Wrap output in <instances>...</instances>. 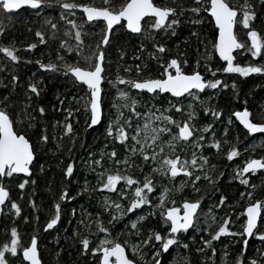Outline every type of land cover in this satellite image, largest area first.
<instances>
[{
    "label": "snow or ice",
    "instance_id": "snow-or-ice-1",
    "mask_svg": "<svg viewBox=\"0 0 264 264\" xmlns=\"http://www.w3.org/2000/svg\"><path fill=\"white\" fill-rule=\"evenodd\" d=\"M261 12L257 11L256 0H243L237 4L234 0H187L183 4H165L157 0H102L97 4L95 0H0V11H3L8 18L15 10H23L25 7L35 10L37 15L45 7L53 4L61 10L59 19L68 26L63 32L62 39L59 40L60 50L73 54L77 59L69 61L64 55L57 51L56 63L49 60L44 62L37 59L35 63L41 69L53 72H61L65 77H71L74 81L85 89V95L74 97L77 103L82 102L86 115V125L91 128L102 120V83L105 81V63L107 47L113 44L112 37L117 32H126L129 35L142 37L138 48L133 56L135 60H141L143 53L147 52L148 59L156 62L160 69L158 74H145L148 68L147 63H134L125 66L123 73H116L114 81L109 83L123 85L117 88L114 107V114L109 118L105 128V138L113 145L121 146L124 151L118 155L115 146L101 151L99 156L93 157L89 153L90 159L85 161L89 171L96 172L97 186L95 189L89 188L88 181H84L82 191H104L108 190L117 194L116 200H111L105 196L101 208L107 212L109 219L108 226H105L101 219V212L95 214L86 213L80 220V224L88 229V233L81 235L79 229H75L73 235L78 238L80 245L79 254L96 257V264H137V260L131 258L138 257L143 264H163L161 259L164 253L170 251L172 246L182 245L185 249L189 247L181 240V234L186 233L197 222L198 209L201 205L200 199H183L177 204L172 198V192H180L189 184L193 191L199 192L197 182L201 179L208 184H214L223 173L213 175L214 166L209 164V157L204 155L202 149L207 143L210 147L219 151L222 141L216 139L214 123H206L199 129L196 126V118L199 115L195 101H200L201 93L205 89L213 90L215 95L220 89L229 88V84L219 73H236L247 77L250 74H264V30L255 27L257 19L264 15V0H259ZM82 17L79 21L75 18L77 11ZM67 13V14H65ZM72 17V18H69ZM183 18V19H182ZM208 19L214 26V35L211 40L207 36L203 39L196 31L195 26L201 25ZM188 21L191 28L190 36L197 37L200 44L204 45V54L195 61L196 67L190 71H184L183 65L188 64L185 53L170 55V51L161 37L175 36L177 28ZM4 21L0 19V34L5 33ZM45 23L50 26L52 32L49 34L56 38L59 31L58 24L46 19ZM242 26L246 30V38L241 40L237 34L236 26ZM86 26L100 27L99 33L89 32ZM96 35V40L86 41V37ZM35 36L39 38V43L44 44L47 35L44 31L37 29ZM187 37L185 41H187ZM145 41L151 43V49L147 47ZM210 45V46H209ZM26 49H35L36 43H27ZM127 44L117 48L119 58L126 55ZM19 46L15 42L10 44L0 43V53L7 61L15 64L21 60L18 54ZM198 53L200 49H197ZM235 52L248 53L251 62L241 64L235 62ZM218 56L224 62L223 67L214 68L210 61ZM257 58L259 60L257 61ZM83 63H80V60ZM201 59L204 61L205 72L211 73V78H207L199 71ZM31 63V61H28ZM5 64H0V70L5 68ZM133 70L136 76L131 73ZM19 77L15 74L10 77V84L13 88ZM231 87L236 88L235 81ZM135 90V94L133 92ZM29 96L28 103L17 111L18 105L10 95L0 98V212L5 207L13 216L21 213V207L16 200L10 198V189L5 186V182L16 178L19 180L17 187L21 190L35 180L31 179L32 165L36 159V145L27 135L28 129H34L37 125V115L43 117L46 108L37 105L29 111L31 105L30 96L40 95V87L36 82H29L26 85ZM148 94V100L143 99V94ZM171 97L167 101V106L154 103L157 97ZM191 97V101L187 98ZM58 103L66 113L63 121H54L52 127L62 125L60 136L63 137L73 133L72 119L74 113L79 109L68 107L63 108L64 98L57 94ZM151 100L153 103H149ZM143 105L144 111L138 110ZM56 107L55 105L53 106ZM261 116L257 121L252 111L247 107L232 111L228 117V123L238 121L249 135H264V107H261ZM205 114H211L213 120H218L222 115V110H217L210 105L203 106ZM186 113V115H185ZM179 115L180 119L176 116ZM42 122V119H41ZM25 124V130H19L18 125ZM212 132L211 139H206L204 135L198 133ZM228 128H224L226 136ZM52 139H56L53 135ZM37 139L41 144H47L50 137L48 135V125L43 124ZM223 143H229L225 140ZM61 145H57L60 147ZM229 161L240 155L235 146L229 147L225 153ZM105 158L115 164L116 168H105ZM123 165V169L119 166ZM147 165L149 171L144 174V166ZM139 169V173L135 172ZM264 170V155L249 156L235 170L234 178L246 186L245 191L240 193L241 198H247V203L240 212L233 208L222 218L215 231H210L208 227L204 231L209 232V239L201 240L213 254L216 249L212 247V242L217 240L222 234H229L240 237L243 247L235 257L234 264H264V259L251 258L245 255L248 237H256L264 242V229L259 226L264 222V198H254L253 191L256 185L251 184L249 176ZM40 171H44L43 165ZM64 176L71 177L74 174V162L69 160L64 168ZM23 174L25 179H19ZM153 174L166 177L170 181L180 178L179 183H174L172 187L166 185L158 192L157 202L153 204L150 193L156 191V179ZM186 178V179H185ZM219 191V189H217ZM24 193L21 192V196ZM72 199L65 187L60 193L59 199L54 202V212L49 218L44 228L52 229L57 225L61 213L60 200ZM127 199V205L120 200ZM216 208L225 206L227 197L221 194ZM33 208L35 202L29 200ZM142 206H150L148 211H144ZM140 210L142 214H137ZM211 209L208 210L209 214ZM131 214V215H130ZM132 215L136 218L133 219ZM243 216L241 231H235L231 225L232 216ZM149 216H158L160 229L141 225ZM127 218V219H126ZM23 219L27 221L28 216ZM215 222V216H210ZM116 223H123V228L117 236H112ZM127 230L125 233L124 230ZM199 230V229H197ZM8 239L0 244V264H9V256L18 259V264H42V258L38 245V237L33 234L27 243H22V237L18 228L13 225L5 229ZM103 233V236H96V233ZM126 234L129 239L120 242L118 237ZM137 236L139 239L131 242V237ZM95 244V246H93ZM226 247V246H225ZM147 249V250H145ZM203 252L204 249H197ZM131 253V256L129 255ZM59 254V253H58ZM227 256V253H225ZM264 257V252L259 253ZM187 259V258H186ZM188 264L191 261L188 260Z\"/></svg>",
    "mask_w": 264,
    "mask_h": 264
},
{
    "label": "trees",
    "instance_id": "trees-1",
    "mask_svg": "<svg viewBox=\"0 0 264 264\" xmlns=\"http://www.w3.org/2000/svg\"><path fill=\"white\" fill-rule=\"evenodd\" d=\"M83 2V0H80ZM97 4L102 0H95ZM159 3L165 4H183L187 0H157ZM235 3L240 4L243 0H234ZM257 11L261 12L259 0H256ZM60 9L57 5L53 4L37 15L35 10L29 8L19 12H12L10 18L6 16L3 11H0V19L4 21L5 33L0 34V43L10 44L15 42L19 46L18 54L21 56V60L13 64L7 61L6 58L0 59V64H5L6 67L0 70V98L5 95H10L11 99L18 105L17 111L24 107L28 103L26 99L29 93L26 91V85L29 82H36L40 87V95L36 96L31 94V105L29 111L34 109L37 105H43L46 108L44 116L41 118L37 115V125L34 129H28L27 135L31 138L34 145H36V159L32 165L31 179L35 180V184L29 182L25 189L21 190L17 187L19 180L13 178L6 181V187L10 189V198L16 200L21 207V213L18 216H13L9 213L8 207H5L0 214L1 229H0V244L8 239V233L5 229H9L15 225L22 237V243H27L31 235L35 234L38 237V245L43 264H96V257L91 254L85 256L79 254L80 245L78 238L73 235L75 229H79L81 235L88 233V229L80 224V220L84 218L86 213L95 214L97 211L101 212V219L105 226H108L107 220L109 215L101 208L103 203V194L109 195L111 200L117 199V194L104 190V191H82L84 187V181H88L89 188L95 189L97 186L96 172L89 171L85 165V161L90 159L89 153H92L93 157L99 156L101 151L106 148L115 146L117 148L118 155H122L124 149L119 145H113L112 142L105 138V128L107 121L113 116L114 112L109 108L110 103H115L117 88L124 87L123 85H114L109 81H114L116 73L119 68L121 74L125 66H131L134 63H147L148 68L145 74L151 73L153 75L158 74L160 71L157 68L156 62L148 59L147 52L143 53L141 60L134 59V52L139 46L142 37L137 35H129L126 32H117L113 37V44L107 47L105 63V81L102 87V107H103V120L97 128H89L86 125V115L83 107V103H77L74 97H82L85 95V89L77 84L71 77H65L61 72H53L46 69H41L39 65L35 63L37 59H42L44 62L51 60L56 63L55 57L57 51H60L61 55H64L69 61H75L77 58L71 54L60 50L59 40L64 38L63 32L68 26L64 21L59 19ZM67 14V13H65ZM72 18V17H69ZM78 21L82 19L77 11L75 17ZM46 19H51L52 22L58 24V33L56 38H52L49 35L52 29L45 23ZM183 19V18H182ZM188 21H184L176 31L175 36L161 37V42H164L170 55H178L180 52L185 53V58L188 60V64L183 65L184 71H192L196 65L195 61L200 58L204 52V45L200 44L197 37L190 36L191 28ZM255 27L264 30V15H261L255 22ZM89 32L99 33L100 27L86 26ZM196 31L200 34V38L205 36L211 40L214 35V26L208 20L205 19L201 25L195 26ZM40 29L47 35L46 43L40 44L39 38L35 36V31ZM236 31L241 40L246 38V30L242 29V26L237 25ZM188 38L185 41V38ZM96 35L86 37V41H95ZM27 43H36L35 49H26L24 45ZM127 44L125 49L126 55L123 59L119 58V52L117 48ZM147 47L151 49V43L145 41ZM210 46V45H209ZM200 49L198 53L197 49ZM0 57H3V53H0ZM259 58H257V61ZM28 61H31L29 63ZM235 62L245 64L251 62L250 54L238 52L236 54ZM83 63V60H80ZM214 68L223 67V62L214 55L210 61ZM207 78H211V73L205 72L204 61L201 59L200 67L198 69ZM17 75L19 80L16 87L13 88L10 84L11 75ZM133 77L136 76L135 71L131 73ZM218 77L223 76L226 83L229 84V88L220 89L215 95L213 90L207 89L201 93V99L204 101V105H210L217 110H222L223 115L218 120H213L211 114H205L203 112V106L200 101H195L199 115L196 118L197 129L202 127L206 123H214L215 137L222 141V147L219 151L210 147L207 143L204 144L202 152L209 157V164L213 165V175L217 176L219 173H223L215 181L214 184H208L206 180L201 179L197 182L199 192L193 191L192 186L189 184L180 192H172L171 196L176 200L177 204L182 203L183 199L196 200L203 197L201 200V209L197 215V222L194 228L190 232L181 234V240L187 243L189 247L185 249L182 245L172 246L170 251L164 253L161 257L163 264H188V260L191 264H223L226 261L228 264H234L235 257L243 247L240 237L222 234L217 240L212 242V247L216 249L215 254L203 244L201 237L209 239V232L204 231L205 227H208L210 231H215L218 224L222 222V218L228 214L233 208L236 212H240L242 207L247 203V198H241L240 193L245 191L246 186L242 185L239 180L235 179V170L238 166H242L243 162L249 156H261L264 155V142L261 145H255L258 138L261 136H251L245 131L238 121L232 124H228V117L232 111L236 109H242L247 106L253 113V116L258 121L261 116V107H264V74H250L247 77L240 76L236 73H217ZM235 81L236 88L231 87L232 82ZM135 94V90H133ZM57 94L64 98L63 108L73 107L79 109L74 113L75 119L72 120L73 133L60 136L62 131V125L52 127L54 121H63L66 117V113L62 110L58 103ZM143 99L148 100V94H143ZM171 97H157L154 101L157 105L167 106V101ZM192 100L191 97L187 98V101ZM186 101V102H187ZM149 103L153 101L149 100ZM56 106L55 108L53 106ZM138 110H146L143 105L139 106ZM186 115V114H185ZM180 119L179 115L176 116ZM42 119V122H41ZM43 124L48 125V135L50 137L47 144L39 143L37 134L40 132ZM228 128L227 135H224V128ZM19 130H25V124L18 125ZM53 135L56 139H52ZM198 135H204L206 139H211L212 132L201 133ZM229 141V143H223V141ZM61 145L57 147V145ZM235 146L240 155L234 157L229 161L225 155L229 147ZM69 160L74 162V174L71 177L66 178L64 176V168ZM43 165L44 171H40V166ZM105 168H116L115 164L110 163L105 158ZM123 169V165L119 166ZM234 170V171H233ZM149 168L144 166V174H147ZM135 172L138 174L139 169ZM157 181L156 191L150 193V197L153 204L157 202L158 192L162 189L163 185L172 187L174 183L178 184L180 178L175 181H170L166 177H162L153 174ZM19 179H25L20 176ZM186 179V178H185ZM251 184L256 185L253 191L254 198H264V171L257 172L249 176ZM68 189L69 195L72 199L60 200L61 213L57 225L52 229H45L44 225L46 221L51 218L54 212V202L59 199L60 193L63 188ZM219 189V191H217ZM21 192L24 193L21 196ZM223 194L227 197L225 206L216 208L215 205L219 202V196ZM29 200L35 202L36 207L33 208ZM122 204L127 205L128 200H120ZM144 211H148L150 206H142ZM211 209L209 214L208 210ZM137 214H142L140 210H136ZM131 215V214H130ZM24 216H28L29 219L25 221ZM210 216H215V222H212ZM135 219L136 216L132 215ZM127 219V218H126ZM233 223L231 227L235 231H241V224L244 220L243 216H232ZM264 224V222H261ZM260 227L262 229V225ZM141 225L160 229L161 225L158 216H149L144 221L140 222ZM123 228V223H116L115 229L112 231V236H117V233ZM199 229V230H197ZM125 233L127 230H124ZM103 233L97 232L96 236H103ZM120 242L125 239H129L126 234H122L118 237ZM131 242L139 239L137 236H132ZM95 246V244H93ZM226 246V247H225ZM197 249H204L203 252L197 251ZM147 250V249H145ZM264 252V242L256 237H252L246 246V257L248 259L260 257L259 253ZM59 253V254H58ZM227 253V256H225ZM131 256V254L129 253ZM131 258L137 260V264H143L139 261L138 257L132 256ZM187 258V259H186ZM18 264V259L17 262ZM9 264H12L9 256Z\"/></svg>",
    "mask_w": 264,
    "mask_h": 264
},
{
    "label": "water",
    "instance_id": "water-1",
    "mask_svg": "<svg viewBox=\"0 0 264 264\" xmlns=\"http://www.w3.org/2000/svg\"><path fill=\"white\" fill-rule=\"evenodd\" d=\"M24 9H27V7H25ZM23 9V10H24ZM19 11H22V10H15L14 12H19ZM238 52H235L234 53V55H235V57H236V54H237ZM218 57V56H217ZM219 58V57H218ZM220 60V59H219ZM221 62H223L222 60H220ZM224 63V62H223ZM105 68V67H104ZM104 83V82H103ZM103 83H102V87H103ZM206 90V89H205ZM103 108V107H102ZM102 120H103V113H102ZM102 120L96 125V126H93V127H91V129L92 128H97L101 123H102ZM241 127L243 128V126L241 125ZM244 129V128H243ZM245 131H247L246 129H244ZM261 134H252L251 136H260ZM35 162V161H34ZM34 164V163H33ZM262 171H264V170H262ZM258 172H260V171H258ZM20 176H22V177H24V178H27V177H25L23 174H21ZM201 206H202V204L200 205V208L198 209V213H199V211H200V209H201ZM0 214H1V212H0ZM260 226V225H259ZM194 228V226L193 227H191L187 232H190L192 229ZM0 229H1V218H0ZM252 239V237H248V243H249V241ZM42 264H43V262H42Z\"/></svg>",
    "mask_w": 264,
    "mask_h": 264
},
{
    "label": "rangeland",
    "instance_id": "rangeland-1",
    "mask_svg": "<svg viewBox=\"0 0 264 264\" xmlns=\"http://www.w3.org/2000/svg\"><path fill=\"white\" fill-rule=\"evenodd\" d=\"M189 101H191V100H189ZM188 102V101H187ZM113 105H114V102H111L110 103V109L114 112V107H113ZM186 114V113H185ZM229 124V123H228ZM198 134H201V133H198ZM263 142H264V139L263 138H258V140H257V142L255 143V145H261V144H263ZM234 171V170H233ZM5 186H6V183H5ZM105 196H107V197H109V198H112L111 196H109V195H104L103 194V198L105 197ZM261 224H263V223H261ZM262 229H264V224L262 225ZM130 253V252H129ZM131 254V253H130ZM10 258H11V262H12V264H17L16 262H17V258H13V257H11L10 256ZM223 264H228L226 261H223Z\"/></svg>",
    "mask_w": 264,
    "mask_h": 264
},
{
    "label": "flooded vegetation",
    "instance_id": "flooded-vegetation-1",
    "mask_svg": "<svg viewBox=\"0 0 264 264\" xmlns=\"http://www.w3.org/2000/svg\"><path fill=\"white\" fill-rule=\"evenodd\" d=\"M206 90H207V89H206ZM206 90H205V91H206ZM205 91H204V92H205ZM260 136H261V135H260Z\"/></svg>",
    "mask_w": 264,
    "mask_h": 264
}]
</instances>
